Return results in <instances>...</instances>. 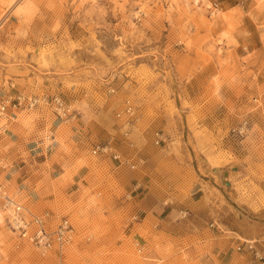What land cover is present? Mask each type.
I'll list each match as a JSON object with an SVG mask.
<instances>
[{
  "label": "rangeland",
  "instance_id": "obj_1",
  "mask_svg": "<svg viewBox=\"0 0 264 264\" xmlns=\"http://www.w3.org/2000/svg\"><path fill=\"white\" fill-rule=\"evenodd\" d=\"M18 95L47 101L13 111L31 131L46 119L43 166L71 167L39 200L0 184L72 222L64 264H207L220 242L227 264H264V236L231 233L264 218V0H0V106ZM105 142L126 163L91 154ZM3 218L0 264H60Z\"/></svg>",
  "mask_w": 264,
  "mask_h": 264
},
{
  "label": "crops",
  "instance_id": "obj_2",
  "mask_svg": "<svg viewBox=\"0 0 264 264\" xmlns=\"http://www.w3.org/2000/svg\"><path fill=\"white\" fill-rule=\"evenodd\" d=\"M8 93H10V91ZM8 113L10 116V114L13 113V110L8 109ZM45 125L46 119L40 118L39 121H36V126L33 131H31L29 123L19 121L18 118L15 117L13 120L7 121L5 126L0 127V148L4 149L6 144H12L11 148L4 150L5 152L3 153V158L0 160L2 164L0 166V173L3 174V179L6 182L11 183V185L14 183L18 190L28 193V195L31 198H35V200H39L36 188L41 182H46L48 184L50 182V178L58 179L64 174V168L69 169L71 167V163L66 157H62L63 160H58L59 162L52 165L50 168H45L43 166L45 164V159L43 160L39 157H41L44 153L46 154L47 150L44 151L43 144L37 141V139L39 140V136H37V134L43 130ZM60 126L61 125H58V127ZM80 129L82 128H78L77 130L72 129V133L75 137H69L71 140L70 142L77 143H75L77 150H79L77 139H80V136L83 137L85 134H88L87 132H89L87 129H82L83 132H81ZM50 135L51 138H54L55 131L51 130ZM31 141H35V145H31L34 143ZM67 143H69V141ZM39 149H41V152L33 153L35 156H32V152ZM59 149L62 150L60 146H56L54 149H49L48 152L49 154L58 152V154L62 155L63 151H59ZM24 152L28 154L26 158H23ZM36 158L39 162L36 161ZM88 173L89 170L87 168L79 169L72 179L73 182L76 184L82 183ZM44 191V194L48 193V197L44 201L54 202L55 196L52 188L49 186V188ZM214 198V200H216V204L218 198ZM261 214H264V210H261ZM237 228L238 229L235 228V231H232L231 233L246 236L247 238H251L253 236H264V218L260 217V214L257 220H251L247 217H243L239 220V226H237ZM217 234L219 233H216L217 238L222 237L221 234ZM213 245L218 248H215L216 250L212 252V256L214 257L210 256L207 259V264H227V246L222 242Z\"/></svg>",
  "mask_w": 264,
  "mask_h": 264
},
{
  "label": "built area",
  "instance_id": "obj_3",
  "mask_svg": "<svg viewBox=\"0 0 264 264\" xmlns=\"http://www.w3.org/2000/svg\"><path fill=\"white\" fill-rule=\"evenodd\" d=\"M47 102L40 98H26L18 95L13 100H6L0 106V119L5 122L15 118L14 113H8V109H35L39 103ZM55 105L60 110L64 109L60 100H54ZM123 113L132 117L134 110L129 103H126ZM12 116V117H11ZM124 136L128 134L125 132ZM162 140V136L157 135L156 143ZM95 157H109L114 161L126 163L121 160L119 154L114 151L110 142L96 144L91 151ZM131 168H133L131 166ZM1 212L5 217L7 225L18 237L32 244L42 254H53L58 257L60 264H64V255L67 249L73 244L76 230L72 222L66 216H58L49 211L30 212L15 196L10 195L3 184H0ZM236 251H246L253 254L254 258L261 260L259 252L254 246V242H244L236 247Z\"/></svg>",
  "mask_w": 264,
  "mask_h": 264
},
{
  "label": "bare ground",
  "instance_id": "obj_4",
  "mask_svg": "<svg viewBox=\"0 0 264 264\" xmlns=\"http://www.w3.org/2000/svg\"><path fill=\"white\" fill-rule=\"evenodd\" d=\"M20 202V201H19ZM21 203V202H20ZM22 204V203H21ZM23 205V204H22ZM24 206V205H23ZM25 207V206H24ZM27 209V208H26ZM28 210V209H27ZM30 211V210H29ZM45 211H48V210H45ZM30 212H32V211H30ZM0 215H1V217H0V225H3V223H4V218H3V216H2V212H0ZM69 249V248H68ZM67 249V250H68ZM67 252V251H66Z\"/></svg>",
  "mask_w": 264,
  "mask_h": 264
}]
</instances>
